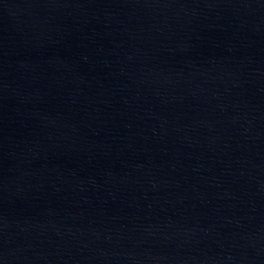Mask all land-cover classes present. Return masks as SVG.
<instances>
[{
	"label": "water",
	"instance_id": "water-1",
	"mask_svg": "<svg viewBox=\"0 0 264 264\" xmlns=\"http://www.w3.org/2000/svg\"><path fill=\"white\" fill-rule=\"evenodd\" d=\"M0 264H264V0H0Z\"/></svg>",
	"mask_w": 264,
	"mask_h": 264
}]
</instances>
